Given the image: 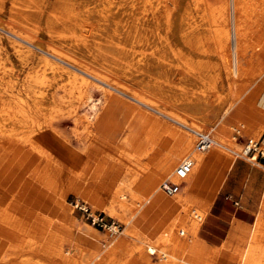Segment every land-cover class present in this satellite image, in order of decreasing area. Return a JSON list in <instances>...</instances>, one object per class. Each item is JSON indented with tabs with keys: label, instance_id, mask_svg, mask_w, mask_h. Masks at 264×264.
Returning a JSON list of instances; mask_svg holds the SVG:
<instances>
[{
	"label": "bare ground",
	"instance_id": "1",
	"mask_svg": "<svg viewBox=\"0 0 264 264\" xmlns=\"http://www.w3.org/2000/svg\"><path fill=\"white\" fill-rule=\"evenodd\" d=\"M200 1L204 4V0ZM217 1V5L209 10L215 23L216 48L222 62L226 64L231 85L236 86L237 82L241 81V86L245 89L253 79H256L264 65L253 64L250 68L248 59L247 70L240 73L237 71L236 64L239 59L242 60L243 54L237 52L239 29L236 27L238 21H235V17L237 10H241L240 6L244 2L240 5L238 0ZM9 3V19L5 22L0 21V37L10 40L9 43L20 51L19 57L22 61L41 59L53 70L58 71L57 68H60L61 74L72 77L71 80L77 81V84L67 86L57 81V76L47 80V76L43 72L38 74L34 67L23 78L18 79L19 77L13 76L11 67L7 65L0 67V82L4 81L7 85L4 90L0 89V264H111V255L116 248L121 247L126 248L128 254L132 256V264H178L177 259L185 249L189 251L188 262L193 263L192 258L197 257L201 250L196 239L192 241L191 238L195 237L199 222L203 219L204 210L208 206L197 198L184 194L181 190L169 198L157 185L160 179L174 172L175 179L168 180L180 184L185 180L186 185L183 190L192 189L194 182L189 180L190 172L188 177L183 179H179L175 174L177 166L185 160L192 164V171L202 169L205 155H201L200 151L194 148L195 150L186 156L192 149V135L187 134L175 143L176 129L166 123L157 125V128L166 133V136L152 139L150 148L144 152L149 165L143 172L142 180L136 187L133 186L130 189L132 196L140 192L148 195V198L138 203L139 207L131 210L126 224H128V232H135V227L141 223L144 225L150 223L149 217L157 213L160 216L157 227L160 229L152 236L138 232L136 245H128L122 237L112 238L106 244L107 248L103 249L93 232H84L77 227L63 198L53 202V197L47 191L55 180L61 182L63 194L71 189L80 195H85L89 190L82 193L79 179L86 173L78 171L72 174L71 170L65 171L63 164L55 161L43 146L56 148V145L49 140L53 133H59L58 125L61 123L60 119L56 122L48 120L46 116L50 108L61 103H69L71 113L74 114L80 102L90 101L91 113L85 116L83 114L82 117L75 119L82 130L77 138L80 139L83 148L85 166L92 161L96 165L95 169L100 168V171H93L90 184L95 185L96 189H103V179L113 171L112 161L94 152L88 146L89 139L94 136V133H99L117 141L126 150L135 154L140 146L133 130L140 120L131 119L121 123L116 119L114 113L121 101L114 92L126 94L129 88L121 86L110 75L103 74L95 68L89 42L85 39L86 37H102L111 44L110 47H113L118 55L138 56V61H142L148 69L153 67L152 69L156 70L172 71L174 61H167L164 54L166 50L174 55L178 52L177 45L170 39L175 26L172 7L176 4L169 5L166 0H99L94 4L83 3L82 0H53L52 2L10 0ZM228 4L231 25L233 24L231 33L227 27ZM257 5L259 6V2ZM261 11L263 18L264 4L261 6ZM255 17L258 18L257 15ZM246 18L247 16L245 20ZM41 28L52 40L51 45H45L47 48H41L38 44L37 32ZM245 28L242 27V29ZM177 32L184 37L190 30L189 27H184ZM63 33H67L70 37L67 51L59 49L53 43L54 38ZM243 33L240 32V34ZM230 38L234 57L233 68L229 66ZM18 43L22 44L25 50ZM253 49L254 51L257 49L256 45ZM192 50L194 51L195 47H192ZM0 56L4 62L9 61V55L0 53ZM49 59L61 66H53ZM123 60L127 62V58ZM140 77L145 75L141 73ZM18 82L21 88L17 89L16 96L13 97L10 92L14 84L18 85ZM93 90L101 92L102 97H93ZM131 94V98L144 103L141 91H132ZM233 106L234 104L230 101L225 106L223 115L231 112ZM239 107L240 104L235 108L237 112L231 116L238 113ZM156 111L165 116L169 115L162 110ZM168 117L188 128L190 133L197 137L203 133L202 125L199 123L188 126L185 119L170 115ZM91 125L94 132L90 130ZM5 128H8L7 132ZM126 128L128 132L117 139L118 132ZM19 129L28 131L23 138L20 136ZM209 135L215 140L217 146L207 151L221 150L223 153L229 151L236 153L237 156L243 153L244 144L238 153L225 144L228 137L220 136L215 139L212 134ZM98 143L104 148L102 140ZM61 157L63 161L69 158L65 155V151L62 152ZM181 158L184 159L174 169ZM246 161L259 163L256 155L248 156ZM39 165L41 167L37 169ZM34 176L35 182L38 181L42 185L39 188L40 191L34 186ZM20 186L24 192L29 191L31 198L35 197L36 201L23 194L24 192L20 194ZM106 193H109L105 199L109 201L107 207L111 214H116V211L120 209H129L124 202L123 186H118L113 191L106 190ZM90 200L92 204H97L95 197ZM192 206L194 208L190 210ZM190 214L193 215V219ZM261 216V213L258 214L251 227L238 264H264V233L260 232L263 222ZM161 227L166 229L162 230ZM185 233H187L186 236L182 237ZM109 235L114 236V231L111 230ZM65 243L66 248H64ZM142 244L145 248H142ZM26 249L39 254L38 259L35 261L22 259L20 255ZM150 258L155 261H151Z\"/></svg>",
	"mask_w": 264,
	"mask_h": 264
},
{
	"label": "rangeland",
	"instance_id": "2",
	"mask_svg": "<svg viewBox=\"0 0 264 264\" xmlns=\"http://www.w3.org/2000/svg\"><path fill=\"white\" fill-rule=\"evenodd\" d=\"M47 1L52 2L53 0ZM98 1L99 0H82L83 3L87 2L92 4ZM166 1L169 5L173 3L176 4L175 7H172V16L175 21V26L173 28V36L170 35V39L177 45L178 52L174 55L166 50V53L164 54L167 61H174L172 62V65L174 66V70L172 71L156 70L152 69L153 67L148 69L143 65L142 61H138V56H125L124 54L118 55V52H116L113 47H110L111 44L102 37H86L85 39L87 42H89L92 52L91 57L94 59L93 65H95V68L103 74L110 75L114 80H117L121 86H127L129 88V92H126V94L114 92L119 101H121V103L118 104V109L114 113L116 119H118L121 123L131 119L140 120L139 124L133 130V133L136 134V139L140 146L139 149L135 151V154L126 150L125 147L117 141L105 137L99 133H94V136L89 139L88 146L94 152H97L112 161L111 165L113 171H111L110 174L108 173L106 178L103 179V189H96L95 185L90 184L92 181L90 177L92 176L93 171H100V168L97 167L95 169L96 165L95 163H92V161L88 163V166H85L86 159L83 155V148L81 147V142L79 141L80 139L77 138L81 134L82 130L79 122L75 121V119L82 117L83 114L85 116V114L88 115L91 113V102H80L74 114L71 113V104L61 103L57 106H54L53 108H50L46 116L51 122H56L58 119H60L61 123L59 122L60 124L58 125L59 133H53L49 140L52 144L56 145V148L51 149L49 146L43 145L44 149H46L52 155L55 161L63 164L65 167L64 169H66L65 171L71 170L72 174H76L78 171L86 173L84 177L79 179V185L82 193H85L86 190H89V192H87L85 195H80V193H76L70 189L67 190L65 194H63V191L61 192V182H56L55 180H53L54 182L52 187L47 191L51 197H53V202H55L56 199L61 200L63 198L62 200L64 201L65 206L70 209L71 215L74 218L77 227L84 232H93L102 249L107 248L106 244L112 240V238L117 237L124 238L128 245H136L138 232L152 236L160 229L157 227V222L160 217L157 213L149 217L150 223L146 225L141 223L135 227V232H128V224L126 223L130 213L132 212L131 210L139 207L138 203H142L148 198V195L142 194L140 192H136V194L132 196L130 189H132L133 186L136 187L137 184L142 180L143 172L146 171V168L149 165L146 157L144 156V152L150 148L152 139L154 137L159 138L160 136H166V133H163L160 129H158L157 125L159 123H166L175 128V143H177L179 138L187 134L192 135V149L186 154V156L195 150V143L198 139L197 136L190 133L188 128L179 125L177 122L169 118V115L174 118L185 119V122L188 124V126H194L196 123L201 124V131L203 133L212 134L215 139L220 136L228 137V140L226 139L225 144L236 150L238 153H240L247 138H258L262 133H264L263 129L254 130L251 121L244 119L243 117H237L238 114L242 115L243 112L238 111L236 115L231 116L234 112H237V109L235 110V108L239 104H242L246 97L249 96L248 93L250 88H253L259 79L264 78V68L257 74L256 79H253L250 82L247 88H242L241 81H238L236 86L231 85L226 64L222 62L220 54L216 48L215 23L209 14V10L214 8L218 1L204 0V4L200 0ZM238 1L240 2V5L243 2L245 3L240 6L241 14L240 11L237 10L235 17V21H238L240 24L238 25V23L235 22L236 27L239 29H237L239 32L237 36V52L243 54V57L241 58L242 60L240 61L239 59L236 64L237 71L240 73L247 70L246 61L248 59L250 60L248 63L251 65L250 68L253 64L262 63V65H264V16L263 18L261 16V6L264 3H262L263 0L261 2L260 0H248V2L247 0ZM9 2L10 0H2L0 3V21L2 22H5L9 19ZM254 2L256 4H254ZM258 2L259 6L257 5ZM228 9L227 27L231 33V26L233 24L231 25L232 19L230 17L229 4ZM244 12L247 13L244 14ZM258 12H260L259 15ZM253 14L255 16L257 15L258 18H256ZM246 16L248 19L246 18L245 20ZM184 27H189L190 32L188 35L186 32V35L181 37L177 31ZM242 27L246 28L242 29ZM43 31L44 30L41 28L37 32L38 44L41 48H47V45L52 44V40L48 34ZM240 32L244 33L240 34ZM62 37H65L66 39ZM247 37L249 38L247 39ZM68 40H70L68 34L63 33L61 36L54 38L53 43H55L59 49L67 51L69 44ZM9 42L10 40L5 39V37H0V53L9 55V61L5 62L0 56V67L5 65L11 67L13 76L17 78L19 77L18 79L23 78L24 75H26V73L31 71L34 67L37 69L38 74L43 72V74L47 76V80L51 79L53 76H57V81L66 84L67 86L71 84H77V81L73 82L71 80L72 77H69L66 74H61L59 71L60 68H57L58 71L53 70L50 65H45L41 59H29L26 60L27 63L22 61L19 57L20 51H17L16 47H14ZM19 45L23 50H25L22 44ZM254 45H256L257 48L255 51L253 49ZM230 46L232 47L231 38L229 40V66L233 68L234 57L232 52L233 50ZM192 47H195L194 51L192 50ZM34 52L38 53V51ZM79 52L82 51L79 50ZM124 58H127V62L123 60ZM48 61L53 63V66H61L59 63H55L52 59H49ZM29 66L31 68H29ZM141 73L145 75V77H140ZM19 82L18 85L14 84V87L11 89L12 92L10 93L13 97L16 96L17 89L21 88ZM6 86L7 85L4 81H2V83L0 82V89L4 90ZM136 90L141 91L144 103H140L131 98V92ZM263 90L264 89L262 88L261 91L264 94ZM92 94L93 97L95 96V98L102 97L101 92L98 90H93ZM73 99L76 101L75 97ZM230 101L234 104L233 109L231 112L223 115V110L225 106L230 103ZM156 110H162L169 115L165 116L158 113ZM6 130H8V128H5V131ZM90 130H93V132L95 131L93 125H91ZM19 132L21 138H23L28 131L25 129H19ZM127 132V128L119 131L117 139H120ZM98 139L103 141L104 148L100 147ZM129 149L131 150V146ZM64 151L65 155L69 157L67 158L68 161L65 159L63 161L61 159V154ZM207 152L205 151L200 153L201 155H205ZM217 152L232 160L241 161L247 164L250 168L259 169L258 167L251 165L248 161L237 157L236 153L229 151H224L223 153L221 150ZM183 159L184 158H181L178 163H176L174 169ZM257 161L262 164L264 163V160L259 159L258 157ZM252 164L257 165V163ZM40 167L41 166L39 165L37 169H40ZM260 170L264 172V170ZM35 176L33 177V183L34 186L39 190L40 186L42 187V185L38 181L35 182ZM168 179H175L174 172L171 175L164 176V178L160 179L157 184L158 188L164 180ZM118 186H123V192L125 196L124 202L129 209H120L116 211V214H111L107 207L109 201L108 199H105V197H108L109 194L106 193V190L113 191ZM19 188V192L22 194L24 191L22 190L21 186ZM179 191L180 190H178V192ZM162 193L164 192L162 191ZM23 194L31 198L29 191L24 192ZM164 194L169 198L173 197V195H168L167 193ZM91 196L95 197L97 203L96 205L91 203ZM31 199L36 201L35 197ZM74 199L83 200L91 207L93 211L102 212L104 219L108 223L111 221H117L119 224H121L122 232L114 233L115 237L111 236L109 235L110 230L108 228L97 227L88 220L84 219L81 214L70 205V201ZM261 203L262 201H260L258 205L257 213L262 211ZM193 208L194 206H192L190 210H193ZM207 213L208 208L204 210L203 220L199 222L197 229L198 240L203 249V253L200 256L202 260H208L209 257H211V252L221 246L227 240L230 230L237 226L236 222L234 221L230 223H211L209 221L208 223ZM190 216L193 219V215L190 214ZM261 217L263 222L260 227V232L264 233V215ZM161 229L165 230L166 228L161 227ZM250 230L251 227L247 231L243 246L241 248H237L234 252L232 260H234L235 264H238V261L240 260L241 253L246 245ZM186 234L187 233H185V235L182 237H185ZM196 236L197 232L195 237L191 238L192 241L196 239ZM66 247L67 245L65 243L64 248ZM142 248H145L144 244H142ZM190 249L192 251V248ZM188 254L189 251L185 249L177 259L178 264H191L188 262ZM20 256H22V259L35 261L38 259L39 254H37L35 251L26 249L21 253ZM110 259L111 264H132V256L128 254L127 249L124 247L118 249L116 248ZM151 261L154 262L155 260L152 259Z\"/></svg>",
	"mask_w": 264,
	"mask_h": 264
},
{
	"label": "crops",
	"instance_id": "3",
	"mask_svg": "<svg viewBox=\"0 0 264 264\" xmlns=\"http://www.w3.org/2000/svg\"><path fill=\"white\" fill-rule=\"evenodd\" d=\"M262 88L264 89V78L259 79L255 86L250 88L249 96L238 109L243 112L238 116L251 121L254 130H264ZM250 164L259 169L250 168L247 164L232 160L217 151H209L204 156L202 169L190 171L189 180L194 182L192 189L183 190L186 181L181 182L179 190L207 204L208 223L234 221L237 224L230 230L227 240L211 252L208 260L200 258L203 249L197 231L196 241L201 251L197 257L192 258L191 264H235L232 260L235 250L243 246L247 231L254 225L258 214L264 215V172L260 170H264V163ZM236 188L240 192L238 197L234 198ZM260 201L262 211L257 213Z\"/></svg>",
	"mask_w": 264,
	"mask_h": 264
},
{
	"label": "built area",
	"instance_id": "4",
	"mask_svg": "<svg viewBox=\"0 0 264 264\" xmlns=\"http://www.w3.org/2000/svg\"><path fill=\"white\" fill-rule=\"evenodd\" d=\"M197 141L195 144L196 150L200 152H205L210 148L217 146L215 140L208 133H200L197 137ZM256 155L259 159L264 160V135H261L258 139L247 138L244 142V150L241 155L237 156L240 159L246 160L248 156ZM192 169V164L185 160L182 161L177 168L175 169L176 177L179 179L185 178L188 173ZM180 187L179 182H174L170 180H165L160 184V188L162 191L167 193L168 195H173L178 192ZM70 205L76 209L81 216L91 222L93 225L100 228H108L110 231H114V233H121L122 227L117 221H111L108 223L104 217L102 212L93 211L91 207L83 200L74 199L70 201Z\"/></svg>",
	"mask_w": 264,
	"mask_h": 264
},
{
	"label": "water",
	"instance_id": "5",
	"mask_svg": "<svg viewBox=\"0 0 264 264\" xmlns=\"http://www.w3.org/2000/svg\"><path fill=\"white\" fill-rule=\"evenodd\" d=\"M240 190L238 188L235 189L234 191V198H237L238 197V194H239Z\"/></svg>",
	"mask_w": 264,
	"mask_h": 264
}]
</instances>
